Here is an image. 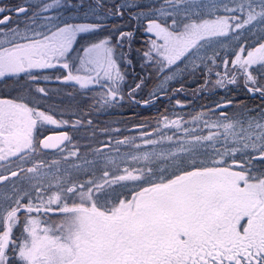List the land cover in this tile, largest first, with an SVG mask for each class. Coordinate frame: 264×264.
I'll list each match as a JSON object with an SVG mask.
<instances>
[{
    "label": "snow or ice",
    "instance_id": "6c2138e0",
    "mask_svg": "<svg viewBox=\"0 0 264 264\" xmlns=\"http://www.w3.org/2000/svg\"><path fill=\"white\" fill-rule=\"evenodd\" d=\"M125 16L150 34L131 83L135 30L108 23ZM58 67V81L99 86L87 113L42 110L50 77L33 70ZM21 73L19 94L0 98V264H264V107L225 97L184 112L192 102L175 98L203 73L199 91L242 78L264 103V0H0V78ZM162 99L153 116L86 118ZM45 126L91 131L64 155L73 138Z\"/></svg>",
    "mask_w": 264,
    "mask_h": 264
},
{
    "label": "rangeland",
    "instance_id": "374dc122",
    "mask_svg": "<svg viewBox=\"0 0 264 264\" xmlns=\"http://www.w3.org/2000/svg\"><path fill=\"white\" fill-rule=\"evenodd\" d=\"M11 2H13V4L17 3L18 0H2V4H7V5H11ZM74 3H80L81 0H73ZM84 3H91L92 0H83ZM106 4L110 7L112 4L114 3H118L120 2V0H105ZM22 19V18H21ZM76 22H89V20H84L82 18H76ZM108 23H116V24H122L123 27L121 28L122 31H130L131 28H129L127 22L125 20H122L120 17H111L108 21ZM134 21L131 23L133 24ZM9 27H11V25H9ZM139 28V34L134 38L133 43H132V52L130 54V57L133 61V63L135 62L134 58L137 61V66L140 67V71L139 73L136 72H131L129 70V68L131 66H125V65H121L122 71H125L126 73V82L127 83H131L130 80L132 81L137 75H146V72L144 69H142V61L140 59V57L142 56V51L140 53H137L135 51V49H141V50H147V47L149 46L146 41L149 39V35L143 31V28L138 27ZM108 32L105 31L103 33L99 34V38H102L104 35H107ZM81 35H85V34H81ZM97 37H92L93 42L95 41ZM152 38H155L154 36H152ZM79 39V37H78ZM135 41V42H134ZM231 44L232 42H229V48L227 49L229 55L228 58L231 59L233 58L231 56ZM81 46H86V41L85 40H80V44L76 45L77 48H80ZM214 48H216L217 50H219V46L218 45H214ZM125 52H128V47L127 44H125L124 49ZM82 51L80 52V55H82ZM73 55H76V53H73ZM136 56V57H133ZM224 58V52H221V59L217 61V63L220 65L218 68L217 67H213V72L211 75V80L214 82L215 79L217 78L215 73L217 71L219 72H223L224 71V66L222 64V59ZM78 63V61H77ZM136 65V64H135ZM133 65V66H135ZM231 64H229V68H231ZM253 67H258V66H253ZM36 73H40L41 77L43 75H48L50 77L49 80H43L42 78L38 81V85L40 87H46L47 89L51 90L50 91V96L47 99L46 103L43 105L42 110H44L45 108H47L48 106H53V107H68V106H72L73 110L76 109L77 106H79L80 109H83L85 113H87L89 111V105L92 103V100L90 99L92 96H94L100 89L99 86H90L91 91L88 89H80L79 85H75L74 82H63V81H58L55 79V76L57 75H63L67 73V70L61 69V68H56V69H48V70H33ZM131 75V76H130ZM27 79V77L25 76V74L21 73L20 77H8V78H0V98L2 99H12L15 98L19 92L22 90L21 86L24 85L25 80ZM204 79H205V75L203 73H198L196 75V79L193 78H189L188 80H186V91L185 93H180L178 94L175 98L176 99H181L182 101L187 99L188 101H191V107L189 108H184L183 111L184 112H191L194 109L195 110H199L201 108L202 105H212L213 102L219 101L221 98H235L237 101H244L241 98H244L242 95H247L248 98L245 99H250V102H254L259 100V105H253L252 103H248L247 101H245L249 107H264V103H262V98L259 96L258 93L256 94H249L247 93L246 89L243 86V79H239L238 83L235 85H227L226 88H219V87H215L213 88L212 85L210 84L208 89H205L204 91H199L200 86L204 83ZM17 81H19L17 83ZM177 84H173L172 86L175 87ZM31 88H35L37 85L36 84H31L29 85ZM196 91V95H193V91ZM25 96H27V93H25ZM142 97H137V99H141ZM241 99V100H240ZM122 107H117V108H113L111 110H109V112L105 115H101V116H97L96 114H93L91 116H87V119H93L95 120H99V121H107V120H118L123 116H128L130 115L129 112H139L141 116L143 115H149V116H153L156 114L157 110H163L164 107L169 106L168 101H164V103L162 104V102L160 101V103L157 106L154 107H130L129 103L127 100L125 101H121L120 102ZM172 104L175 103V99L171 102ZM176 111H181L180 107L177 106L176 107ZM229 111H231V109H229ZM130 112V113H131ZM140 116V117H141ZM58 119L62 118V119H78L80 118L79 115L77 116H72L70 117L69 115L65 114L63 117L57 116ZM136 121H133V123H135ZM103 126V125H101ZM112 127H123L122 125H117L114 124L112 125ZM129 127H131V125H129ZM45 131H44V135H49L51 134L52 131H58V130H62V131H68L69 135L73 138L72 139V143H67L66 142V151L64 153V155L67 154V150H74L72 148V144L75 143H79L81 145L88 143L87 139H86V135L91 131V129H88L87 132L85 129H80L79 131H75L70 127H62V128H57L56 126H45ZM125 134H131V133H125ZM118 138H122V137H118ZM106 139V137L100 133H97V140H104ZM93 146L95 147H99V144H93ZM85 151V149L83 147H81V152ZM48 153L47 156L45 157H41L42 159L45 160H52V159H59V155L56 154V150L54 151H47ZM73 159L74 158H70ZM89 159H91V157H89ZM26 166H31L26 165ZM63 166V165H62ZM12 170H15V167H12Z\"/></svg>",
    "mask_w": 264,
    "mask_h": 264
},
{
    "label": "flooded vegetation",
    "instance_id": "af4514ba",
    "mask_svg": "<svg viewBox=\"0 0 264 264\" xmlns=\"http://www.w3.org/2000/svg\"><path fill=\"white\" fill-rule=\"evenodd\" d=\"M122 20H125V21L127 22V24L129 25L128 27L131 28V30H135V37H136V36L139 34V31H140V30H139L138 26L135 24V22H134L133 24H131V23L129 24V23H128V18H127V16H125ZM134 42H135V41H134ZM131 57H132V55H131ZM131 57H130V58H131ZM133 57H136V56H133ZM134 60H135V62H134V63L132 62L131 67H133V65H135V64H136L135 66H137V64H138L135 58H134ZM131 67H130V70H131ZM131 72H132V70H131ZM194 78L196 79V76H195ZM130 82H131V80H130ZM186 85H187L186 82H184V87H185ZM178 86H179V85H176L175 87H178ZM185 88H186V87H185ZM184 93H185V92H184ZM164 101H166V99H162V100H161L162 104L164 103ZM159 103H160V102H159ZM159 103H158V104H159ZM158 104H157V105H158ZM168 104H169V102H168ZM157 105H156V106H157Z\"/></svg>",
    "mask_w": 264,
    "mask_h": 264
},
{
    "label": "trees",
    "instance_id": "16d2710c",
    "mask_svg": "<svg viewBox=\"0 0 264 264\" xmlns=\"http://www.w3.org/2000/svg\"><path fill=\"white\" fill-rule=\"evenodd\" d=\"M12 4H13V2H11V5H12ZM129 70H130V68H129ZM131 70H132V72L139 73V71H140V67H138V66H133V67H131ZM131 70H130V71H131ZM130 76H131V75H130ZM137 76H140V75H137ZM137 76H136V77H137ZM242 96H243L244 98H241V99H243L244 101H247V102L250 103V104L252 103L253 105H255V104H256V105H259V103H258L259 100H258V101H255V100H254V102H250V101H251L250 99H245V98H248L249 96L247 97V95H245V94L242 95ZM241 99H240V100H241ZM130 112H131V111H130ZM130 112H129V114L132 113V112H131V113H130ZM137 113H139V112H137ZM139 116H141L140 113H139ZM147 116H149V115H143V116H141V117H147Z\"/></svg>",
    "mask_w": 264,
    "mask_h": 264
},
{
    "label": "water",
    "instance_id": "95a60500",
    "mask_svg": "<svg viewBox=\"0 0 264 264\" xmlns=\"http://www.w3.org/2000/svg\"><path fill=\"white\" fill-rule=\"evenodd\" d=\"M47 151H54V149L53 150H47Z\"/></svg>",
    "mask_w": 264,
    "mask_h": 264
}]
</instances>
